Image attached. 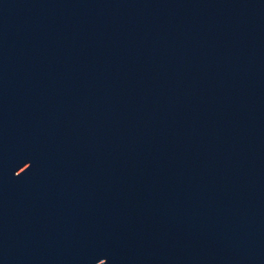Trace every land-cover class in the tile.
I'll list each match as a JSON object with an SVG mask.
<instances>
[{
  "label": "water",
  "instance_id": "water-1",
  "mask_svg": "<svg viewBox=\"0 0 264 264\" xmlns=\"http://www.w3.org/2000/svg\"><path fill=\"white\" fill-rule=\"evenodd\" d=\"M0 264H264V0H0Z\"/></svg>",
  "mask_w": 264,
  "mask_h": 264
}]
</instances>
